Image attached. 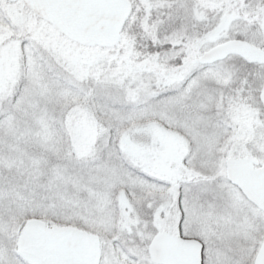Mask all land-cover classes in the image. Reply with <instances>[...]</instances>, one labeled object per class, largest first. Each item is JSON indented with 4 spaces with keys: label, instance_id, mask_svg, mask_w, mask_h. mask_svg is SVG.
Returning <instances> with one entry per match:
<instances>
[{
    "label": "snow or ice",
    "instance_id": "1",
    "mask_svg": "<svg viewBox=\"0 0 264 264\" xmlns=\"http://www.w3.org/2000/svg\"><path fill=\"white\" fill-rule=\"evenodd\" d=\"M0 264H264V0H0Z\"/></svg>",
    "mask_w": 264,
    "mask_h": 264
}]
</instances>
